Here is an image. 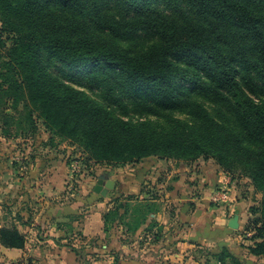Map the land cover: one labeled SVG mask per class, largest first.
I'll list each match as a JSON object with an SVG mask.
<instances>
[{"label":"trees","instance_id":"1","mask_svg":"<svg viewBox=\"0 0 264 264\" xmlns=\"http://www.w3.org/2000/svg\"><path fill=\"white\" fill-rule=\"evenodd\" d=\"M0 23L7 50L0 53V104L23 100L24 108L14 107L29 118V133L38 131L40 118L80 143L88 166L92 159L117 167L150 156L214 158L232 178L246 175L263 192L251 206L245 246L264 256V0H0ZM139 32L153 41L140 48L121 43ZM47 59L91 63L95 70L86 78L110 83L113 103L127 113L121 96L128 92L135 109L164 116L167 125L118 115L56 76ZM1 114L7 129L12 115ZM118 210L108 211L106 222ZM0 242L23 248L26 236L0 226ZM215 256L222 264L242 263L227 245Z\"/></svg>","mask_w":264,"mask_h":264},{"label":"crops","instance_id":"2","mask_svg":"<svg viewBox=\"0 0 264 264\" xmlns=\"http://www.w3.org/2000/svg\"><path fill=\"white\" fill-rule=\"evenodd\" d=\"M46 144L39 140L20 151L0 140V213H9L5 226L26 236L23 248L0 242L11 258L28 264H222L215 253L231 246L234 230L247 223L238 180L227 179L213 158L150 156L109 167L115 185L104 195L95 189L99 177L81 181ZM222 188L228 203L213 200ZM116 208L119 215L106 222ZM199 249H208V257Z\"/></svg>","mask_w":264,"mask_h":264},{"label":"rangeland","instance_id":"3","mask_svg":"<svg viewBox=\"0 0 264 264\" xmlns=\"http://www.w3.org/2000/svg\"><path fill=\"white\" fill-rule=\"evenodd\" d=\"M148 5L154 9H158L159 11H163L166 13L171 12L170 8H168L161 2H149ZM0 27H1V23H0ZM3 38L6 39L7 34H4ZM152 41L153 38L150 35H146L145 33L139 32L136 34V37L133 38L132 40L128 39L127 41H122L121 43L124 44L125 46L131 45L133 48H140L143 47L144 44L147 45ZM9 43L10 41H8V44ZM6 51L7 50L4 47L0 46V53L5 54ZM47 60L48 63L50 64V68L52 69V71L56 76L61 78L64 82L86 91L94 99H96L101 104L107 105L118 115H121L126 119H131L134 122L148 121L160 127L167 125L166 117L142 112L135 109V103L130 100L129 98L130 95L128 92H125V94L121 96L122 98L125 96L124 100L122 99V101L126 102L128 105L129 109L127 113L124 111V108L120 107L119 103H113V101H111L110 99L111 94L108 88V86H110V83H106L107 85L106 86L105 84H98L96 82L91 81V79L88 80L86 78L87 77L86 75L92 74V72L95 70V67L92 66L91 63L85 62V63H75L70 65L61 62L59 60H52V59H47ZM190 92L192 91L189 90V93ZM136 94H140V96L143 97V99L149 97L148 92L145 91H140V92L136 91ZM15 105L18 106V109H22L24 108V101L20 100L18 103H16L14 102L13 98H9L7 100L6 105L3 104V102L0 104V140L1 141L5 140L6 142L9 141L12 142V144L15 143L14 146L17 147V150H20L27 145L35 144L39 140L44 141L47 143L46 145L48 146L50 152L56 151L57 148L58 152H60L61 157L64 159L65 163L70 164L69 169L71 170V172L76 173L81 181L84 180V178H88V177L90 178V176L99 177V175L108 172L109 167L106 166V164L96 163L94 159L90 160L91 165L88 166L86 160L88 159L89 154L87 150H85V148L80 143L74 142L71 138H66L62 135H58L54 131L48 129L43 123V121L38 117L36 118L39 127L38 131L35 134L29 133L30 131V123L28 121L29 118H26V116L24 117V114H21L18 110H16L14 107ZM5 106L7 108H5ZM1 112L2 113L9 112V114L12 115L8 118L9 124L7 126V129L1 127V123H3V121L6 120L1 114ZM36 112L40 113L41 110H37ZM169 114L186 119L190 118L188 114L182 113L180 111H170ZM76 162L77 165H79L78 167L79 170L74 172L76 168V166L74 165L76 164ZM179 164L177 163V165ZM236 176L237 177L235 178L238 180L237 182L239 184V187L246 196V212L248 215V219L246 225H244L242 229L234 230V235H233L234 240L231 243V246H229V248L231 249V251L233 250L232 252L234 254H236L239 258H241L242 260L241 264H264V256L251 255L245 246V244L249 242L248 237L251 236L252 234L251 231H247V225L249 223V220L254 218V215L251 211V206H256L260 204V201L263 198V192L256 190V188L253 185V181L246 175L237 173ZM227 179L230 180L232 178L228 177ZM70 184L71 183H69V185ZM7 224H9V213L7 212L0 213V226H5ZM199 250L200 251H198V254H200L201 256L205 254L206 255L205 257H208L207 256L209 255L208 249H202V250L199 249ZM13 260L15 262H13ZM0 264H28V261L26 259L19 260L18 258L16 259L11 258L9 255H7V251L6 250L3 251L2 247L0 246ZM230 264H234V263L230 262Z\"/></svg>","mask_w":264,"mask_h":264},{"label":"water","instance_id":"4","mask_svg":"<svg viewBox=\"0 0 264 264\" xmlns=\"http://www.w3.org/2000/svg\"><path fill=\"white\" fill-rule=\"evenodd\" d=\"M109 174H110L109 172H106L104 174L99 175L98 183L95 187L97 191L101 192L104 195H106L107 191L110 188H113L115 185V180L108 178ZM230 226L234 228L239 226V211L238 210L236 211L235 216L231 219Z\"/></svg>","mask_w":264,"mask_h":264},{"label":"built area","instance_id":"5","mask_svg":"<svg viewBox=\"0 0 264 264\" xmlns=\"http://www.w3.org/2000/svg\"><path fill=\"white\" fill-rule=\"evenodd\" d=\"M76 166L74 172L78 171V167L79 165H77V162L76 164L74 165ZM229 178H232L231 176ZM213 200L217 201V202H224V203H228L229 202V196L226 192V189L225 188H222L218 191H216L214 194H213Z\"/></svg>","mask_w":264,"mask_h":264}]
</instances>
